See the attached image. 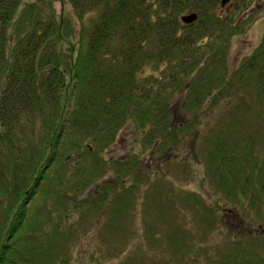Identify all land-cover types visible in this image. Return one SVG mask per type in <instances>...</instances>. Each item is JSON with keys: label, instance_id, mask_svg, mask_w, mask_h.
Returning <instances> with one entry per match:
<instances>
[{"label": "trees", "instance_id": "obj_1", "mask_svg": "<svg viewBox=\"0 0 264 264\" xmlns=\"http://www.w3.org/2000/svg\"><path fill=\"white\" fill-rule=\"evenodd\" d=\"M45 1L0 0V264H70L67 226H79L83 214L73 209L85 207L89 197L68 191L67 182L76 179V189L86 191L108 173L89 195V211L106 205L108 211L131 210L140 200L136 190L142 197L150 191L152 206L169 214L188 201L208 210L201 216L207 228L225 229L234 242L215 264H264V237L249 221L253 213L264 220V136L233 127L235 120L242 126L244 114L264 123V34L230 72L223 70L230 41L244 29L231 14L217 11L222 0H61V14L53 2L45 13ZM246 1L237 0L235 7ZM189 13L198 19L188 24L182 16ZM151 65L170 69L171 82L154 84V76L145 74ZM176 93H183L181 111L192 114L191 122H176ZM239 93L222 126L200 137L208 185L221 192L228 208L197 192L185 197L174 182H155L138 158L103 155L128 125L149 141L159 140L157 149L178 147L185 129L204 131L203 120L220 99ZM81 149L87 169L75 167L67 175L70 161L80 160L72 153ZM54 192L58 202L73 207L62 206L53 231L37 235L47 219L30 203ZM217 210L228 211L232 220L218 221Z\"/></svg>", "mask_w": 264, "mask_h": 264}, {"label": "rangeland", "instance_id": "obj_2", "mask_svg": "<svg viewBox=\"0 0 264 264\" xmlns=\"http://www.w3.org/2000/svg\"><path fill=\"white\" fill-rule=\"evenodd\" d=\"M37 1L40 2L42 0ZM45 2V13L49 12L50 6L48 4L51 2L55 6L57 14L63 12L64 6L61 0H46ZM236 2L237 0H229L223 5L221 1L217 7V11L221 14H231L232 19L241 24L244 29L240 34L233 36L230 41L227 51V66L226 69H223L230 72L235 71L240 63L255 50L264 34V0L241 2L239 8L235 7ZM41 5L43 6V2ZM65 8L71 9L72 4L67 1ZM97 13V11H94L88 18L94 17ZM220 66L223 67L222 65ZM223 70L220 72H223ZM145 74L153 75L152 80L155 82L153 83L158 85L168 84L172 80V78L170 79V69L167 70L151 65L147 67ZM170 91L171 89L169 88L168 92ZM240 95L239 93L220 99L211 114L208 113L205 120H203L205 130L197 128L195 130L192 128L185 129L186 132L180 135L183 139V144L178 147L172 148V146H169L164 149H160V147L157 149L156 144L160 142L159 140L156 143L149 141L146 137H143L144 132L140 129L135 131L131 125H128L120 132L115 142L103 151V155L106 159L113 161L121 158H125L126 161L138 158L143 161L142 167L146 175H155V182L160 184L170 181L174 182L184 190L185 197L193 199L194 195L192 194L197 192L201 196L200 198L203 197L207 202L215 204L218 201L219 204H223V207L228 208L229 204L224 203L221 192L212 189V185H208V173L210 172L207 171V166L205 165L204 153L202 155L201 148L203 146L202 142L200 143V137L203 134L208 135L214 129H217V126H222L223 120L221 119L224 117L227 107L237 104V101L241 99ZM246 98V101L250 103L251 98L248 96ZM173 102L174 105L178 104L180 109H178L180 112L176 114V122H191L192 114H183L184 112L181 111L183 93H176ZM235 111L237 112V110ZM238 114L242 115V113ZM239 118L242 126L240 121L235 120L233 127H239L243 135L264 136V123H262L263 121H255V115L244 114V116ZM225 120L232 122L226 118ZM84 144H87V142L85 141ZM160 144L162 145V143ZM83 151L81 149L80 154L72 153L74 157L80 158V160L70 161L71 165L66 171L67 175H71L75 167L81 170L87 169L83 156H81ZM112 173L114 175L115 171L112 170ZM111 175V173H108L105 178L98 179L96 183L86 188V191L76 189V187H79L76 179L67 182L68 191L74 192L79 196L89 197L85 207L73 209L77 214L79 212L83 214V216H79L82 218L77 223L79 226L75 229H73L71 224L67 226L68 241L70 242L69 247H65V251L68 252L67 256L70 258V264H215L224 250L234 249V242L229 238V234L225 229L222 230L221 227L216 229L214 226L211 229L207 228L204 221L201 220V216L209 215L208 210L198 205L193 207L188 201H184L178 204L176 211H174L175 215H173V212L171 215L160 207L152 206L151 196L149 197L150 191L142 197V192L136 190L135 196L140 200L133 209H126L127 211L125 212L120 213L116 209L108 211L107 205L101 207L100 211L96 212L94 208L93 211H89L87 206L88 204L90 205L91 196L96 194L99 189L100 185L98 183ZM68 178L65 177V179ZM203 179L207 183L203 182ZM56 188V186H52V189ZM164 189L163 193H161L163 198L167 193V188ZM53 194L55 192L47 199L38 198L30 203L31 206L37 203L42 217L47 219V223L44 224L42 229L36 232L37 235L43 231H46L47 234L53 231L52 220L56 224L54 219L58 218V211L62 206L73 207L70 201L58 202L57 195ZM147 199H149V204L146 202ZM245 210L249 211L250 209ZM48 213H51L50 218H47ZM216 213L217 217H219L218 221H220L221 216L226 217V222L227 220H232V214L230 215L228 211L217 210ZM245 214L248 217L247 212ZM252 216H254V220L253 218L249 220L252 223V227H254L258 235L264 237V227L262 230L259 226L264 224V220L258 221L256 213H253ZM61 223L64 224L63 218ZM33 232L34 230L32 234ZM181 238L183 239L181 240ZM46 243L47 241L44 239L40 244L46 247ZM246 244H248V241ZM209 250L211 253L207 254L206 251Z\"/></svg>", "mask_w": 264, "mask_h": 264}, {"label": "water", "instance_id": "obj_3", "mask_svg": "<svg viewBox=\"0 0 264 264\" xmlns=\"http://www.w3.org/2000/svg\"><path fill=\"white\" fill-rule=\"evenodd\" d=\"M229 0H222V4H226ZM198 19V15L196 13H190V14H187V15H183L182 16V20L185 22V23H192L194 21H196Z\"/></svg>", "mask_w": 264, "mask_h": 264}]
</instances>
